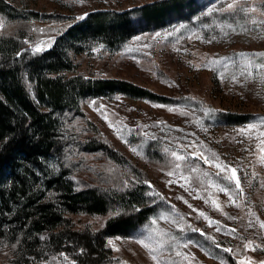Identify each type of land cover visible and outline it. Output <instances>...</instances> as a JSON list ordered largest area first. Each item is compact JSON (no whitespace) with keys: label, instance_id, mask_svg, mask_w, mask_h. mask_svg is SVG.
Segmentation results:
<instances>
[{"label":"rangeland","instance_id":"obj_1","mask_svg":"<svg viewBox=\"0 0 264 264\" xmlns=\"http://www.w3.org/2000/svg\"><path fill=\"white\" fill-rule=\"evenodd\" d=\"M151 1L1 0L0 31L18 28L42 50L87 12ZM189 1L155 27L131 13L125 40H84L60 72L140 87L78 100L86 132L135 165L130 177L146 182L155 203L129 233L107 236L108 260L91 264H264V0ZM72 218L93 230L105 215ZM11 254L0 242V257ZM30 263L75 264L63 251Z\"/></svg>","mask_w":264,"mask_h":264},{"label":"trees","instance_id":"obj_2","mask_svg":"<svg viewBox=\"0 0 264 264\" xmlns=\"http://www.w3.org/2000/svg\"><path fill=\"white\" fill-rule=\"evenodd\" d=\"M190 3L154 0L90 11L38 52L27 47L18 28L0 31V242L12 251L0 264H31L47 251H63L75 264L105 262L111 254L105 238L129 233L154 211L146 182L130 177L139 172L135 165L87 133L90 124L77 110L82 96L111 89L133 96L140 87L60 72L84 40H125L133 30L131 13L155 27L168 18L167 8L178 15ZM88 154L100 157L85 161ZM78 213L105 218L91 230L75 224L72 215Z\"/></svg>","mask_w":264,"mask_h":264},{"label":"snow or ice","instance_id":"obj_3","mask_svg":"<svg viewBox=\"0 0 264 264\" xmlns=\"http://www.w3.org/2000/svg\"><path fill=\"white\" fill-rule=\"evenodd\" d=\"M228 7L231 8L232 5L230 4ZM36 51L38 52V51H40V49L37 48ZM261 55H264V54H261ZM261 135H264V133H261ZM262 143H264V142H262ZM262 150H264V149H262ZM173 155H176V154L173 153ZM176 158H177V159H182V157H180V156H177ZM205 160H206V162H207V158H205ZM216 167H222V166H221L220 164H217ZM231 171H232V179L236 181L237 187H239V180L236 178V175H235V169H232ZM219 190H220V191H225V189H223V188H221V189H219ZM213 203H215V201H213ZM261 227H264V224H262ZM139 242H140L145 248L148 247V245L145 244L143 241H139ZM246 247H248V246L246 245ZM225 251H230V250H229V249H225ZM248 264H250V262H248Z\"/></svg>","mask_w":264,"mask_h":264}]
</instances>
